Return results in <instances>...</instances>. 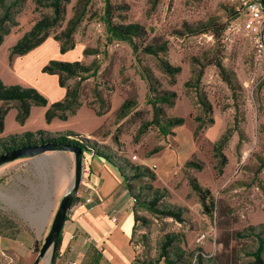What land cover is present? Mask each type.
I'll list each match as a JSON object with an SVG mask.
<instances>
[{
    "label": "rangeland",
    "instance_id": "374dc122",
    "mask_svg": "<svg viewBox=\"0 0 264 264\" xmlns=\"http://www.w3.org/2000/svg\"><path fill=\"white\" fill-rule=\"evenodd\" d=\"M12 2L6 0L7 5ZM111 4L125 6L114 9L116 22L141 23L147 30L145 43L164 41L167 51L157 56L134 52L128 43L109 37L104 0H70L65 21L50 32L42 44L44 50L40 49L51 59L41 65L39 59L45 58L32 50L11 57V47L37 19L51 13L47 4L37 7L34 0L13 8L18 11L19 29L6 34L0 45L3 83L33 87L50 105L65 95L58 77L42 71L50 60L95 62L99 70L82 81V106L68 120L47 123V105L33 106L20 123L11 108L0 141L40 130L52 135L71 131L104 146L121 169L128 162L153 172L152 179L143 176L130 182L141 200L158 191L152 210L138 208L145 222L137 225L132 239L140 242L137 260L165 264L161 247L170 236L174 242L168 252L178 247L185 264H197L198 255L201 264H254L251 253L257 247V235L264 238V53L253 42L249 18L241 13L239 0H111ZM75 9L82 14L73 35L75 45L61 52L53 35L60 34ZM207 22L227 28L219 39L210 32L190 35L185 29L188 24ZM215 58L234 74L237 90L229 88L215 65L207 64ZM163 61L181 71L169 76ZM198 62L207 64L199 81ZM153 90L175 93L172 104L155 105L162 109V126L167 120L177 124L168 132L155 123ZM125 100L132 103L121 117L117 110ZM92 108L105 113L98 116ZM66 154L72 156L54 151L0 166V236L15 245L0 253V264L34 263L63 186L66 181L68 190L72 186L74 161L72 156L67 166L62 158ZM193 180L209 192L205 204ZM166 211L176 215H164ZM42 264H49V257Z\"/></svg>",
    "mask_w": 264,
    "mask_h": 264
},
{
    "label": "trees",
    "instance_id": "16d2710c",
    "mask_svg": "<svg viewBox=\"0 0 264 264\" xmlns=\"http://www.w3.org/2000/svg\"><path fill=\"white\" fill-rule=\"evenodd\" d=\"M26 1L27 0H13L11 4L7 5L6 0H0V45L2 44L4 36L6 34H8L12 29H19L18 22L16 21V14L18 11H14L13 8L22 7ZM34 1L37 7L43 4H47V6L51 9V13L43 14L39 19H37L33 23L31 29L21 36V38L10 49L11 57L14 55H25L31 50L40 46L49 37L50 32L60 26L65 21L66 6L70 2V0ZM104 3V23L106 25L109 37L112 40L128 43L134 52H142L147 55L157 56L167 51L168 46L167 43L164 41L154 40L152 42L145 43L147 30L145 26L141 23L116 22L114 20V18L116 17L114 9H122L125 7L124 5L112 6L111 0H104ZM262 3L264 4V0H262ZM81 21L82 14L76 11L75 9L73 16L67 21L65 28L60 32V34L53 35L54 39L60 42L61 52H66L67 50L74 47L75 41L73 35L77 27L80 25ZM226 28V24H218L216 22L200 23L191 26L189 24L185 25V29L190 35H197L210 32L214 35V37L218 39L222 36ZM84 53L88 54L89 52L85 50ZM92 53L96 52L91 51V54ZM198 64L201 66V69L199 71L197 81H199L200 76L203 74V69H205L206 65L213 64L215 65L221 78L226 82L229 88L233 91L238 89V83L234 74L228 71L223 66L220 59L215 58L210 60L207 64H201L200 62H198ZM162 68L164 72L171 77L181 71L180 67H173L165 61L162 62ZM98 70L99 68L98 66H96L95 62H93L91 65H85L81 61L68 62L61 60H50L48 64L43 66L42 71L47 74L56 75L58 77L59 85L65 87L66 89L65 96L63 97V99L53 102L50 105H48V101L45 96L41 94L37 89L33 87H23L17 84L8 85L3 83V81L0 79V130H3L4 128L5 118L11 108H14L16 110L15 119L20 123H24L27 120V118L30 116L31 109L33 106L47 105L48 107L44 114V118L47 123H51L55 119L59 121L68 120V118L74 115L77 110L82 106V101L80 99L82 81L86 80L91 76H94L98 72ZM70 79L77 80L72 85L66 84V81ZM153 91H155L156 93L154 99L155 101L152 102L155 110V123L161 126L164 132H168L170 127L177 124L173 120H167L165 123L166 125L162 126V109L155 105L156 103L166 105L172 104L175 98V93L160 90ZM131 103V101L125 100L124 103L118 108L117 112L121 117H124L128 114V109H130ZM201 104H203L206 109H210V105L208 102L202 101ZM92 109L98 116L103 115L105 113V111L95 110L94 108ZM179 122H182V119H180ZM99 130L100 129H97L96 131H94L93 134L98 135ZM36 135L39 136V138L36 137ZM47 141H54L59 144L79 146L83 148V150L90 152L93 155H98L104 157L105 159H110L113 161V163H115L111 153H109L104 146L93 144L90 140L84 139L83 135L75 134L71 131L56 132L55 135H52L40 130L37 132H26L22 135H11L8 138L1 139L0 154L21 146L33 145ZM127 164L131 165L133 169L129 170ZM115 165L118 166L116 163ZM187 165L195 167L197 169L201 168V165L196 164L195 162H188ZM122 169L124 171L123 173H126V169L128 170L126 176L124 174L123 175L127 180V187L130 191L131 197L136 199V202L134 203L136 224L133 231V235H135L137 225L140 222H145L144 218L140 216L138 208L142 206L146 207L149 210H152L155 201L158 200V191H153L151 193L150 198L148 197L144 200L139 199L138 195L135 192L134 186L130 182L143 176H148L152 179L154 178L153 172H151L148 168L141 169L139 166L129 164L128 162L124 164ZM193 188L200 194V198L204 204L208 199H210L209 192L203 191L202 188L195 181L193 182ZM78 205H80V198L76 196L72 201L70 209L75 208ZM211 206L213 208L215 207V205L212 203ZM163 214L167 216L176 215L172 211H166L163 212ZM236 234H238V232ZM60 241L61 233L59 236L58 247ZM173 242L174 240L172 237H166V240L164 241L161 247V259L164 260L165 264H185L181 262L183 256L180 254L181 250L178 247L168 252L167 249L169 246L172 245ZM134 243L140 246L139 241H135ZM257 243V247L251 253V255L254 258V264H264V238H262V236L257 235ZM198 258H200V261H197V264H201V256L198 255ZM141 262L144 264H151L150 262L144 260H141Z\"/></svg>",
    "mask_w": 264,
    "mask_h": 264
},
{
    "label": "crops",
    "instance_id": "0c3cea01",
    "mask_svg": "<svg viewBox=\"0 0 264 264\" xmlns=\"http://www.w3.org/2000/svg\"><path fill=\"white\" fill-rule=\"evenodd\" d=\"M42 44L32 53L40 52ZM42 58L41 65L51 59L49 55ZM62 158L69 166L72 156ZM123 172L110 159L85 155L84 174L76 195L80 205L68 212L54 264H144L136 259L140 246L132 240L134 204ZM68 184L66 181L61 197L68 191ZM10 248H15L12 241L0 236V253Z\"/></svg>",
    "mask_w": 264,
    "mask_h": 264
},
{
    "label": "water",
    "instance_id": "95a60500",
    "mask_svg": "<svg viewBox=\"0 0 264 264\" xmlns=\"http://www.w3.org/2000/svg\"><path fill=\"white\" fill-rule=\"evenodd\" d=\"M54 151H65L72 154L74 161L73 182L71 188L59 200L48 232L33 264H42L46 257H49V264H54L60 233L82 182L85 152L79 146L47 141L21 146L0 154V166H2L20 159H36L45 153Z\"/></svg>",
    "mask_w": 264,
    "mask_h": 264
},
{
    "label": "built area",
    "instance_id": "2783aa9c",
    "mask_svg": "<svg viewBox=\"0 0 264 264\" xmlns=\"http://www.w3.org/2000/svg\"><path fill=\"white\" fill-rule=\"evenodd\" d=\"M239 8L241 13L250 20V31L255 46L259 52L264 53V4L262 0H239ZM130 200L133 204L136 202L133 197H130Z\"/></svg>",
    "mask_w": 264,
    "mask_h": 264
}]
</instances>
